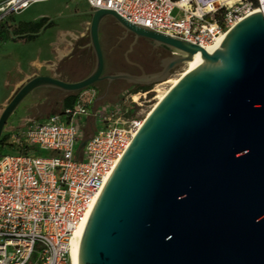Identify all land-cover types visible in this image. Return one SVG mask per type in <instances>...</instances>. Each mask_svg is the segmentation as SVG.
<instances>
[{"label": "water", "instance_id": "95a60500", "mask_svg": "<svg viewBox=\"0 0 264 264\" xmlns=\"http://www.w3.org/2000/svg\"><path fill=\"white\" fill-rule=\"evenodd\" d=\"M74 14L90 15L92 70L76 81L28 78L0 113V140L8 117L36 88L76 92L103 78L150 85L202 53L146 114L113 168L85 223L77 264H264L262 13L235 23L212 52L111 9ZM107 16L173 55L151 74L103 75L99 27ZM52 19L23 35L41 33Z\"/></svg>", "mask_w": 264, "mask_h": 264}, {"label": "built area", "instance_id": "2783aa9c", "mask_svg": "<svg viewBox=\"0 0 264 264\" xmlns=\"http://www.w3.org/2000/svg\"><path fill=\"white\" fill-rule=\"evenodd\" d=\"M40 1L0 0V23ZM86 1L204 49L251 13L264 17V0ZM131 104L79 98L17 133L26 150L0 155V264H70L76 231L144 119L128 115ZM85 119L95 125L88 137Z\"/></svg>", "mask_w": 264, "mask_h": 264}, {"label": "rangeland", "instance_id": "374dc122", "mask_svg": "<svg viewBox=\"0 0 264 264\" xmlns=\"http://www.w3.org/2000/svg\"><path fill=\"white\" fill-rule=\"evenodd\" d=\"M86 4V0H46L33 3L28 10L25 11V14H33L38 10H52L54 12H67L68 8H73L76 5L84 6ZM22 16L21 13H13L7 17L8 21H10L12 34H9L8 39H16L17 35L22 34V32L18 31L16 28V20ZM47 19V18H46ZM108 16L105 17L102 21L108 22ZM14 21V22H13ZM101 21V22H102ZM115 21V19H114ZM113 31L116 35H120L122 32L121 26L115 21L113 25ZM41 28V27H40ZM40 28L35 31L38 32ZM38 34H31L34 38ZM100 34V31H99ZM16 36V37H12ZM85 44L86 47H90L89 45V34L87 32L84 38L77 40L71 50V54L73 58L83 59V64L80 67H87V72L92 70L94 66V56L92 53L91 47L89 49L84 50V47L81 45ZM149 49H151L153 54H158L159 57L157 62L164 56L165 52H167L164 48L155 46L154 44H149ZM2 51V46L0 42V53ZM63 59H66L64 57ZM59 65L63 64V60L59 62ZM49 64V63H47ZM186 63L182 65L175 66L170 71L169 77H173L179 75L184 68ZM10 64L3 63L0 65V113L2 109L5 107L7 101L12 96V94L18 89V87L25 82L28 78L32 76L21 75L20 77L14 78L12 72L8 73V67ZM15 73V72H13ZM166 79L157 81L148 85L150 87L147 90L146 94L143 95L145 92L144 90H140L137 92H132L131 89L133 88L132 85L121 84V87L114 93L112 96L96 101V97L98 95V89L96 85H90L83 90L76 91L78 94V98H84L86 100H90L91 103H101V102H108L114 101L119 97H122L125 100V104L128 105L130 103H134L137 105V108L133 115L138 117L144 118L146 114L151 110L152 105L156 101V96L158 93L166 90L169 87V84L164 82ZM85 91V92H84ZM84 92L83 94H80ZM65 92L49 87H39L31 91L27 94L23 100L19 103V105L15 108V110L11 113L8 117L0 140V155L4 153H13L17 151L24 152L26 149L22 146H19L16 140L21 137L18 132L29 128L31 125L39 123L43 120L44 117H47L51 114H57L62 111V100L63 95ZM83 118V117H82ZM95 130V125L92 120L85 119L84 123V136H90ZM33 150L37 151L38 148L33 146Z\"/></svg>", "mask_w": 264, "mask_h": 264}, {"label": "crops", "instance_id": "0c3cea01", "mask_svg": "<svg viewBox=\"0 0 264 264\" xmlns=\"http://www.w3.org/2000/svg\"><path fill=\"white\" fill-rule=\"evenodd\" d=\"M28 8L22 11V16L16 20V26L18 21L37 22L41 18H47V21L50 18L53 19L34 38H28V35H23L26 34L23 33L17 35L16 39L7 38L0 41L2 46L0 65L3 63L10 64L8 73L12 72L14 78L21 75H51L67 81H76L86 76L91 70L87 72L86 66L80 67L81 65L77 63L76 58L72 57L71 50L73 44L84 38L88 32L90 15L74 14L90 9L87 1L84 6L69 7L67 12H54L48 9L38 10L33 14H25ZM9 22L7 21L8 31L9 34H12ZM106 23L107 21L101 22V24ZM12 37L16 36L12 35ZM84 46L85 44L81 45V47ZM64 57L66 59H63ZM62 60L63 64L59 65ZM65 95L66 93L63 96L65 97Z\"/></svg>", "mask_w": 264, "mask_h": 264}, {"label": "flooded vegetation", "instance_id": "af4514ba", "mask_svg": "<svg viewBox=\"0 0 264 264\" xmlns=\"http://www.w3.org/2000/svg\"><path fill=\"white\" fill-rule=\"evenodd\" d=\"M108 22L106 24H100V42L104 54V70L103 75L111 74L119 71L128 72L131 74H151L160 70L162 60L170 58L173 52L167 48H164V56L157 62L159 55L153 54L149 49V44H153L150 40L144 37L135 38L131 32H125L123 29L120 35H116L113 31L115 21L111 16H108ZM91 47V46H90ZM90 47H84V50ZM92 49V48H91ZM93 53V51H92ZM94 56V54H93ZM77 63L82 65L83 59L78 58ZM146 87L145 84H133L124 79H112L109 81L106 78L96 81L93 85H96L98 89V95L96 101L104 100L121 87V84ZM150 87L148 88V90ZM147 91V90H146Z\"/></svg>", "mask_w": 264, "mask_h": 264}, {"label": "trees", "instance_id": "16d2710c", "mask_svg": "<svg viewBox=\"0 0 264 264\" xmlns=\"http://www.w3.org/2000/svg\"><path fill=\"white\" fill-rule=\"evenodd\" d=\"M47 21L46 18H41L37 22L33 21H18L16 28L23 33H31L37 31ZM9 36L7 22L0 23V41L6 40ZM28 38H32L31 34H28ZM149 87L134 86L131 91L137 92L140 90H148ZM78 94L76 92H67L62 100V108L73 107L78 101ZM137 108V105L132 103L128 109V115H133Z\"/></svg>", "mask_w": 264, "mask_h": 264}, {"label": "bare ground", "instance_id": "6f19581e", "mask_svg": "<svg viewBox=\"0 0 264 264\" xmlns=\"http://www.w3.org/2000/svg\"><path fill=\"white\" fill-rule=\"evenodd\" d=\"M225 36V34H222L221 36H219L215 43L206 47L205 49L208 51V52H212L213 49L220 43V41L222 40V38ZM202 59V53L201 51H197L193 58L191 60H188L186 62V67L184 68V70L179 74V75H176V76H173V77H169L167 78L164 82L168 83L169 84V87L158 93L157 95H155L156 97V101L155 103L152 105L151 109L156 105V103L164 96V94L167 92V90L172 86L174 85L180 76H182L183 74H185L186 72H188L190 69H192L193 67H195L197 65V63ZM151 110H149L150 112ZM148 112V113H149ZM83 230H84V226H81L80 228H78V230L76 231L75 235H74V238L72 239V242H71V250H70V264H77V261H78V251H79V243H80V239H81V236H82V233H83Z\"/></svg>", "mask_w": 264, "mask_h": 264}]
</instances>
